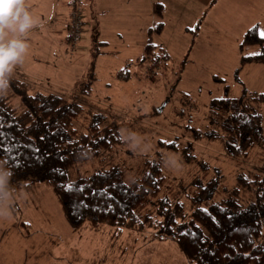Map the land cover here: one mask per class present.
I'll return each instance as SVG.
<instances>
[{
	"label": "rangeland",
	"instance_id": "obj_1",
	"mask_svg": "<svg viewBox=\"0 0 264 264\" xmlns=\"http://www.w3.org/2000/svg\"><path fill=\"white\" fill-rule=\"evenodd\" d=\"M50 1L28 0L42 22L53 11ZM58 1L57 19L31 32L28 54L14 75L22 76L34 90L63 95L69 102L88 88L89 107L117 121L119 130L140 134L149 154L159 141L178 142L181 147L191 143L195 161H183L180 171H169L174 182L186 184L209 166L212 171L220 169L224 182L233 186L239 172L263 164L264 142L251 148L247 157H230L227 145L236 133L227 118L243 104L247 112L261 114L264 135V98L258 97L264 94V63L242 65L243 55L264 54V39L241 50L248 30L257 26L264 37V0H220L216 17L202 32L168 13L161 18L162 31H153L148 54L140 41L138 13L135 28L121 35L124 38L112 31L105 37L94 22L82 21L72 47L74 4L61 10L62 0ZM62 15L70 18L69 26L61 24ZM128 63L129 71L124 72L129 77L117 76ZM226 97L238 104L214 110L212 100ZM121 147L138 158L126 144ZM180 151L174 153L181 157ZM29 182L15 185L26 196H17L11 220L0 221V264H189L175 240L152 239L147 229L116 235L105 226L73 228L52 188L45 182Z\"/></svg>",
	"mask_w": 264,
	"mask_h": 264
},
{
	"label": "trees",
	"instance_id": "obj_2",
	"mask_svg": "<svg viewBox=\"0 0 264 264\" xmlns=\"http://www.w3.org/2000/svg\"><path fill=\"white\" fill-rule=\"evenodd\" d=\"M78 2L72 0L74 11L80 10ZM154 9L159 22L148 29L144 54L153 47L154 29L160 33L164 26V4L157 0ZM263 39L256 26L246 32L241 50ZM70 44L73 47L71 40ZM252 61L264 63L263 52L243 55L242 65ZM129 64L117 76L128 78L124 70L129 71ZM14 76L8 96L0 99V160L12 168L13 186L47 183L75 229L105 226L116 235L147 229L152 239L175 240L189 264H264V156L261 166L239 172L233 186L224 182L220 169L209 166L186 184L174 182L162 168L168 152L182 149V161L193 162L191 143L181 147L159 141L153 153L133 158L121 147L117 121L89 107L88 88L69 102L63 95L34 90L22 76ZM232 103L238 101L213 99L212 107L228 108ZM234 109L227 121L236 135L227 150L232 159L240 160L263 144L262 116L247 112L243 104Z\"/></svg>",
	"mask_w": 264,
	"mask_h": 264
},
{
	"label": "clouds",
	"instance_id": "obj_3",
	"mask_svg": "<svg viewBox=\"0 0 264 264\" xmlns=\"http://www.w3.org/2000/svg\"><path fill=\"white\" fill-rule=\"evenodd\" d=\"M42 27V21L30 10L28 0H0V99L8 96L14 73L24 64L30 48L31 32ZM119 138L133 154L145 157L149 155L147 147L142 146L143 137L137 132L121 128ZM183 167L182 158L168 152L167 161L162 168L177 172ZM13 175L12 168L0 160V221L11 220L18 201L17 196H26L22 187L13 186ZM135 182L136 180L132 181Z\"/></svg>",
	"mask_w": 264,
	"mask_h": 264
},
{
	"label": "crops",
	"instance_id": "obj_4",
	"mask_svg": "<svg viewBox=\"0 0 264 264\" xmlns=\"http://www.w3.org/2000/svg\"><path fill=\"white\" fill-rule=\"evenodd\" d=\"M155 1L157 0H79L76 8L81 11L82 21L86 23L94 22L97 26L98 33H102L105 37L107 34H110V31L120 36L128 34L127 31H130L131 28H135V16L137 17L138 13L140 17L138 22L139 33H141L140 41L143 44L144 51L148 29L155 26V23L158 21L154 9ZM71 2L72 0H62L61 6L64 9L61 10L69 9V7L72 6ZM161 2L164 4L165 10L162 20H164V15L171 13L177 20L185 22L188 27H197L198 30L202 32L204 27L210 26L213 22V18L216 17V7L220 0H161ZM50 5L53 11L49 17L42 22L43 26L50 25L51 18L57 19L59 1L51 0ZM84 5H87V7L83 17ZM61 21L63 26L64 24H68L67 26H69L70 18L67 19V17L64 16ZM165 26L167 27L166 21ZM107 39L108 38H104L103 42L108 43ZM130 57L131 56H128L127 58L129 59Z\"/></svg>",
	"mask_w": 264,
	"mask_h": 264
},
{
	"label": "built area",
	"instance_id": "obj_5",
	"mask_svg": "<svg viewBox=\"0 0 264 264\" xmlns=\"http://www.w3.org/2000/svg\"><path fill=\"white\" fill-rule=\"evenodd\" d=\"M81 25H82V15L80 10H75L71 17V33L69 34L70 40L72 43H76L77 39L79 37L80 31H81Z\"/></svg>",
	"mask_w": 264,
	"mask_h": 264
},
{
	"label": "snow or ice",
	"instance_id": "obj_6",
	"mask_svg": "<svg viewBox=\"0 0 264 264\" xmlns=\"http://www.w3.org/2000/svg\"><path fill=\"white\" fill-rule=\"evenodd\" d=\"M261 35H264V33H261ZM67 187H68L69 190H71L73 186L71 184H69ZM203 211L205 213H207L208 212V209H204ZM212 219H215V218L213 217ZM197 227H199V225H197Z\"/></svg>",
	"mask_w": 264,
	"mask_h": 264
}]
</instances>
